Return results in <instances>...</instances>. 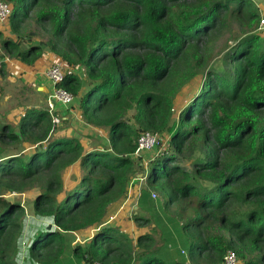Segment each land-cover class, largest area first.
<instances>
[{
  "label": "trees",
  "instance_id": "trees-1",
  "mask_svg": "<svg viewBox=\"0 0 264 264\" xmlns=\"http://www.w3.org/2000/svg\"><path fill=\"white\" fill-rule=\"evenodd\" d=\"M2 1L13 6L16 39L3 40L0 61L34 67L56 56L68 69L57 87L75 98L67 108L78 101L81 121L106 143L57 136L53 115L62 105L54 114L28 107L15 124L0 117V264H18L26 228L25 208L7 194L37 187L33 216L52 224L32 234V263L65 264L73 255L84 264H224L233 250L239 264H264V32H256L262 16L254 0ZM33 13L41 32L24 34ZM230 22L241 35L231 36L236 44L222 52L219 71L211 67L220 54L214 46ZM198 76L199 93L173 120L176 97ZM145 132L170 137L148 165L140 210L158 206L187 255L167 254L165 246L178 245L165 233V246L146 234L135 252L114 226L74 245V233L103 226L127 197L144 168L136 152Z\"/></svg>",
  "mask_w": 264,
  "mask_h": 264
},
{
  "label": "rangeland",
  "instance_id": "rangeland-1",
  "mask_svg": "<svg viewBox=\"0 0 264 264\" xmlns=\"http://www.w3.org/2000/svg\"><path fill=\"white\" fill-rule=\"evenodd\" d=\"M256 5L257 8H259L260 14H261V18H264V0H254L253 1ZM13 7V6H11ZM13 9V8H12ZM36 14L33 13L31 15V20L28 21V24L25 25V27L27 28L26 32L23 31L24 34H28L31 31H40L41 32V27L38 26L36 24ZM231 23V22H230ZM229 23L228 28H226L224 30V32L221 35L217 36L216 42H215V52L216 53H220L222 54L223 51L227 50L229 47H232L236 44V41L231 39V36H239L241 35V30L238 29V26L234 23ZM258 33H263L264 30H260L258 28V31H256ZM11 39H16V36L12 33L11 29H10V25L9 23H5V24H0V53L4 54V51L2 49V42L3 40H11ZM26 47V46H24ZM213 60L211 67L216 68L217 70L221 71L223 70L224 66L222 63L223 57L225 55V52L220 55ZM52 55V57H46V55L44 56V60L42 61V65L40 67V69H38L37 71L41 72V70H45L49 68V66H53V65H60L62 66L66 71L68 70L66 68V65L59 61V59ZM45 67V68H44ZM82 70L80 69V71H78V74L80 73V75H82ZM77 72V71H76ZM8 73V72H7ZM42 73V72H41ZM35 74V72H34ZM8 75H10L8 73ZM20 75L22 77H20ZM3 76V75H2ZM11 80H9L8 82H6L7 86L6 88L2 89V93L3 91H6V95L7 96H11V98L8 99V103L3 102V107H2V114L0 113V117L6 113L7 110H12L15 114H13L11 117V120L6 119L7 122H17V120L19 119V114H21L22 116L25 113L26 108L28 107H38V108H43V109H47L50 110V96L53 93V90L50 91L49 93L45 94V91H39V89L37 90V84H39L38 80H40L42 78L39 76H35V80L33 82L27 81V80H32V76L24 77L23 73H18V75L13 76L11 75ZM4 77V76H3ZM38 77V78H37ZM7 78V77H6ZM4 78V79H6ZM45 78H46V74H45ZM47 79V78H46ZM5 82V80H0V84H3ZM50 82V81H49ZM51 83V82H50ZM202 83H203V76H198L197 78H193V80L191 81V83L189 84V87L187 88L188 91L186 89H183V91H187L188 93H180L176 99H175V103L176 105H180L177 106V112L173 113L175 114L173 116V120L178 119L179 115L182 112V109L184 108V106L188 103L191 102L193 100V98L199 93L201 87H202ZM1 87V86H0ZM42 85H40V88L42 89ZM197 93V94H196ZM186 95V99L184 104H182L181 98L182 96ZM3 101V98H2ZM75 108H64V110L62 108H60L58 110V112H60L61 115H59L58 117L64 118L66 120H61L60 124H64L63 126L59 125V132H57V136H77L78 138H83L85 143H88L90 141L93 142V140H95L94 142L96 143L95 145L102 144V143H106V138L105 135H103V133L101 131L98 130H94V129H88V127H85L84 125H82L81 123H83L80 119V114L78 111L79 108V102L77 101L75 103ZM59 104H55V107L53 109V114L54 112L58 109ZM64 107V106H63ZM52 109V108H51ZM50 112V111H49ZM21 116V117H22ZM5 120V119H4ZM73 122V123H72ZM81 122V123H80ZM15 124V123H14ZM73 129V132L70 133V130ZM90 137H92L90 139ZM89 138V140H88ZM87 140V141H86ZM27 149L24 151V154L26 156H29L32 152H33V146L31 145H26L25 146ZM168 149V146H167ZM18 151H14V152H19ZM13 152V153H14ZM186 168H191L192 163H185L184 164ZM77 168L74 167L73 170L69 171V177L66 180V184H70V180H74L76 177V170ZM148 172H149V168H146L144 166L143 169H138V175L144 174L146 175L144 177V179H147L148 176ZM75 175V177H74ZM141 179V178H140ZM147 185V182H146ZM40 195V189L34 188L32 190H29L25 193H21V194H7V198H9L10 201L13 202H20L22 204V206L25 208V218H23L24 224L26 225L25 228V236H24V240L27 243L26 248L28 249V245L32 243L33 239H34V235H32L35 231L31 230V226H33L35 224V219L32 217L31 215V209H30V205L32 204V202ZM43 226L46 225V222L41 223ZM41 227V225H37V229ZM33 229L34 228L33 226ZM32 231V232H31ZM31 241V242H30ZM25 247L19 246V251H17V259H19V264L20 262H22V257L24 255H26V252L24 251L26 249ZM19 256V257H18Z\"/></svg>",
  "mask_w": 264,
  "mask_h": 264
},
{
  "label": "crops",
  "instance_id": "crops-1",
  "mask_svg": "<svg viewBox=\"0 0 264 264\" xmlns=\"http://www.w3.org/2000/svg\"><path fill=\"white\" fill-rule=\"evenodd\" d=\"M46 57H52V54H46ZM42 61H45L44 58L41 59L34 67H27L24 64H22L21 62L15 61V60H12L9 58H6L5 60L0 61V80H5V82L3 84H0V86H1L0 87V113L1 114H2L1 109L3 107L2 106L3 102L8 103V99L11 98V96H7L8 94L6 95V91H3V93H2V89L6 88V86H7L6 82L11 80V77H12L11 75L16 76V75H18V73H23L24 77H25V75L28 78H29V76H32V80L30 78H29L30 80H27L30 82H33L35 80L34 75L39 76V77H41V75H42V78L40 80H38L39 84H37V90L39 89L40 92L45 91V94H47L53 90L52 84L49 82L48 79H46L47 77L45 78V73L47 72V69L41 70L42 73L37 71L38 69H40V67L42 65ZM2 63L6 64V66L4 67V71H2V66H1ZM49 68H50V66H49ZM7 72L10 75H8ZM34 72H35V74H34ZM20 77H22V76L20 75ZM4 78H6V79H4ZM40 85L43 86L42 89L40 88ZM2 98H3V101H2ZM6 113L8 114L7 115L8 120H11V117H13L12 115L15 114L12 110H7ZM81 124L85 126L84 123H81ZM88 129H92V128L88 127ZM71 132H73V129L70 130V133ZM155 155H156V151L146 152L143 154L142 160H143V162L151 160L152 158H154ZM145 176L146 175H144V177ZM145 189L150 191V189L146 185V180L140 179L139 177H137V180H135L133 182V184L129 187L128 195L125 198V200L121 204L117 205L111 211L112 213H110V216L106 219V223L101 227L95 226V227H91V228H88L86 230H82L80 232L74 233L73 234L75 237L74 245H84L86 243H90L93 240V238L95 237V235L100 231V228H103L105 226H114V227L119 228L121 230V232L128 235L133 240L135 252L137 251L138 238L143 236V235H146V234H151L152 236H154V238L156 239V244L158 245L159 248L165 246L164 245L165 241L163 240V237H162V233L163 234L165 233L166 234V235L164 234L165 237L170 238V236H171L174 239L175 243L178 245L177 249H170L169 246H165L166 250H168L167 254L171 253L174 256H177L176 252H178V250H180L181 254L186 256L187 254H186L185 250L179 246L178 238L175 236L174 229L167 222L166 218H164V215L160 211L159 207L155 205L156 207H154V210L151 209L150 211H148L150 206H148L146 203H144V209L140 210L139 202H140L141 194ZM152 192H154V191H152ZM31 212H32L31 213L32 217L36 221L35 224L33 225L34 228H36V229H33V226H31V230L35 231L33 233L34 235L37 231L45 230L50 224H52L51 219L39 218V217L37 218V217L33 216V210L32 209H31ZM158 214L164 218V221L163 222L161 221L160 225H159V223H157L155 221V218H157L160 221ZM137 215H141L144 219L147 220V222L142 226L137 224V222L135 221V216H137ZM44 222H46L45 226H43L41 224ZM37 225H41V227H39L37 229ZM28 250H29V248L24 250L26 252V255H24L22 257V262H20V264H37V263H32L30 260H28V255H29ZM166 258L168 259L167 256H166ZM19 259L20 258L17 259L18 264H19ZM64 263L65 264H84V263L79 262L73 255L70 256L67 260H65Z\"/></svg>",
  "mask_w": 264,
  "mask_h": 264
},
{
  "label": "built area",
  "instance_id": "built-area-1",
  "mask_svg": "<svg viewBox=\"0 0 264 264\" xmlns=\"http://www.w3.org/2000/svg\"><path fill=\"white\" fill-rule=\"evenodd\" d=\"M12 13H13L12 7L6 2L0 0V24L7 23ZM259 29L264 30V18H261ZM67 71L60 65H53L45 73L47 79L54 86L53 93L50 96V103H49L50 104L49 111L51 114H53V112L51 111H53L55 104H59L64 107H69L75 102V98L73 97L72 94L68 93L66 90L62 88L57 87L60 83L64 82ZM53 122L55 125H60L61 119L58 116L53 115ZM169 137L170 136L168 134L163 137H160L157 135H153L150 132L143 133L138 141V149L136 155L140 156V154L156 150V155L154 156V158L158 157L160 154H163L167 150V146H168L167 141L169 140ZM154 158L144 162L146 168H148L149 163ZM152 198L155 200L158 198L156 192L152 193ZM19 245L26 248L27 243L23 239L19 243ZM29 245L28 247H30ZM238 261L239 260L237 253L233 250H228L224 258V264H239ZM94 264H102V263L95 262Z\"/></svg>",
  "mask_w": 264,
  "mask_h": 264
},
{
  "label": "water",
  "instance_id": "water-1",
  "mask_svg": "<svg viewBox=\"0 0 264 264\" xmlns=\"http://www.w3.org/2000/svg\"><path fill=\"white\" fill-rule=\"evenodd\" d=\"M61 120L63 121V120H66V119L61 118ZM60 125L63 126L64 124L62 123V124H60ZM142 166H144V162H143V161L140 162V168H142ZM137 177H139V178H141V179H144V175H143V174L138 175ZM30 208L33 210V213H34V204H31V205H30Z\"/></svg>",
  "mask_w": 264,
  "mask_h": 264
},
{
  "label": "clouds",
  "instance_id": "clouds-1",
  "mask_svg": "<svg viewBox=\"0 0 264 264\" xmlns=\"http://www.w3.org/2000/svg\"><path fill=\"white\" fill-rule=\"evenodd\" d=\"M144 166H145V163H144Z\"/></svg>",
  "mask_w": 264,
  "mask_h": 264
}]
</instances>
